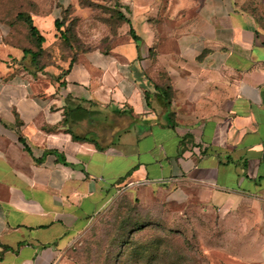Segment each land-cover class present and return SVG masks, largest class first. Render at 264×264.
<instances>
[{
	"label": "crops",
	"instance_id": "1",
	"mask_svg": "<svg viewBox=\"0 0 264 264\" xmlns=\"http://www.w3.org/2000/svg\"><path fill=\"white\" fill-rule=\"evenodd\" d=\"M115 6L121 41L60 70L24 68L23 49L0 44V264H66L135 187L164 208L213 214L237 244L226 256L264 264V0ZM78 105L95 114L72 132L102 149L66 132L64 111Z\"/></svg>",
	"mask_w": 264,
	"mask_h": 264
},
{
	"label": "rangeland",
	"instance_id": "2",
	"mask_svg": "<svg viewBox=\"0 0 264 264\" xmlns=\"http://www.w3.org/2000/svg\"><path fill=\"white\" fill-rule=\"evenodd\" d=\"M118 0H0V44L36 51L27 25L18 13L31 16L45 42L34 68L30 58L22 65L34 72L61 69L79 52L99 48L107 52L121 41ZM66 30L56 34L55 20ZM17 62V60L13 59ZM11 61V63L13 62ZM39 69V70H38ZM141 187L119 192L80 234L65 255L66 264H238L230 236L211 213L164 208Z\"/></svg>",
	"mask_w": 264,
	"mask_h": 264
},
{
	"label": "trees",
	"instance_id": "3",
	"mask_svg": "<svg viewBox=\"0 0 264 264\" xmlns=\"http://www.w3.org/2000/svg\"><path fill=\"white\" fill-rule=\"evenodd\" d=\"M116 10V17L120 20V23L122 24L123 22H128L124 16L117 10V8H114ZM16 18L22 22H24L27 27H28V31L30 34L31 39L33 40L35 47H36V51H31L28 49H23V59L22 62L26 59V58H30V63L31 65L36 68L37 66V60L38 57L41 55V52L43 51L42 45L45 42L44 37L40 34L38 28L33 24V19L31 18V16L23 14V13H18ZM53 26L54 29L56 31V34H60V38H63L64 42L66 41V39H64L65 35H66V30L67 29H62V23L59 22V20H55L53 22ZM129 35L132 37V39L134 41H138L137 36L133 33L132 30L129 31ZM75 58V57H74ZM74 58H71V63L73 62ZM71 63L68 67V70L71 66ZM25 68V66H24ZM39 70V69H38ZM67 70V71H68ZM37 72V71H35ZM169 88H166L165 90H161L160 93L158 95H160V97H162L165 101L169 100L170 98V93H169ZM120 113V112H119ZM95 114V112L90 111L88 109H84L81 106H76L74 109H69L68 111H64V118H63V124L68 126V129L66 130L67 133L71 134V137L74 141L77 142H89L95 145V147L97 149H102V147L96 142V140L94 139V137H92L91 135L87 134L84 136H78L75 135L72 130H71V125L75 124L78 121H82V120H89L91 119V117Z\"/></svg>",
	"mask_w": 264,
	"mask_h": 264
},
{
	"label": "built area",
	"instance_id": "4",
	"mask_svg": "<svg viewBox=\"0 0 264 264\" xmlns=\"http://www.w3.org/2000/svg\"><path fill=\"white\" fill-rule=\"evenodd\" d=\"M3 29L1 28V26H0V40L2 39V35H3Z\"/></svg>",
	"mask_w": 264,
	"mask_h": 264
}]
</instances>
